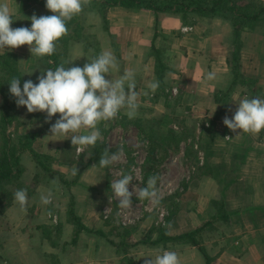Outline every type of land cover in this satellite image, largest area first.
Masks as SVG:
<instances>
[{"label":"crops","instance_id":"obj_1","mask_svg":"<svg viewBox=\"0 0 264 264\" xmlns=\"http://www.w3.org/2000/svg\"><path fill=\"white\" fill-rule=\"evenodd\" d=\"M0 3L8 4L13 20L10 27L13 29L31 28L30 18L33 14L37 17L46 16L45 9L35 4L21 11L19 0H0ZM191 22L192 18L182 25L179 15H163L157 29L158 36L154 38V16L151 12L113 7L108 10L105 23L99 13H90L82 34L91 37L97 44L98 54L109 50L115 56L118 69L110 70L106 78L116 79L126 71L134 72L139 107H144L143 101L148 100V108L154 103L155 106L159 105L156 108L164 107L165 110V105L170 106L168 101L173 100L164 97L165 102L163 100L161 107L157 94L160 91L153 92L149 87L152 81H157V60L165 67L162 88L169 89L171 96L177 91L176 107L183 110L190 108L192 114H197L195 117L202 118L204 122L214 120L215 113L220 110L214 98L227 92L229 88V92L233 91L231 101L221 122L225 116L229 119L234 116L238 107L236 103L240 99L254 98L256 94H260V98L264 99V33L249 30L241 33L239 68L235 78L232 74L230 21L216 17L210 21L203 19L192 24ZM9 52L16 56L21 75L27 80L36 81L47 69L46 63L31 55L28 45L11 50L5 48L4 51L0 50V56ZM94 52L96 53L91 47L84 51L81 44H74L70 46L67 62L88 63ZM209 72L215 75L212 81L206 80ZM254 88L259 92L254 94ZM147 94L153 97V103L145 98ZM171 105L175 110V104ZM18 110L24 121L21 127L27 129L22 135L38 132L32 149L54 159L51 165L53 174L43 182L37 183L32 194L27 195L26 212L20 211L18 204L12 202L0 215V222L4 221L0 234L5 236V240L0 239V264H8L6 256L11 257L8 260L10 263L16 258L14 264H144V260H154L163 251H169L161 246L143 244L148 227L141 220L137 221V231L135 232V229L131 237L136 239L138 244L126 254L110 244L111 237L105 239L98 236L106 232L113 217L114 221L117 218L122 222V227L126 226L123 222L127 218L126 212L120 208L113 212V206L118 207V201L114 199L111 191L113 178L109 175L110 169L106 171L93 160L89 161L92 151L89 147L84 152L77 153L70 138L48 137L51 135L49 129L59 118V114L53 116L49 123H45L46 113L28 114L25 109ZM118 115L119 120L127 116L126 110L122 109ZM217 123L219 126V122ZM98 128L102 139L97 143L98 146L102 145L101 149L104 151L107 148L103 144L104 130L100 129V125ZM9 130L8 134L13 135L14 132ZM122 132L124 135L128 133ZM228 134L231 135L230 130L223 131L221 138L230 137ZM70 135L72 134L69 133ZM141 144L144 149V142ZM117 148L122 147L118 145ZM107 149L115 152L110 146ZM257 154L256 148L247 153L248 158L242 168L245 175H248L252 168H258L259 160L264 161L263 158L257 157ZM245 155L246 153L242 158ZM25 161L30 164L33 174L30 178L33 179L35 164L28 157L23 158L24 163ZM94 165L96 167H93ZM75 168L77 174L73 175ZM53 179L58 183L53 184ZM251 179L250 183L243 179L241 184L245 188L242 189V198L239 199L243 206L245 205L244 208L230 211L229 226L225 231L214 239L201 241L199 246L204 250L208 264H264V173L261 178L257 175ZM219 180L220 178L210 176L190 183L189 196L196 202L198 200V204L187 212L172 216L167 224L170 225V228H167L169 235L177 236L190 232L213 215L210 201L221 196ZM57 189L61 194L66 190L68 197L57 196ZM49 192L52 194L51 203L44 205L40 197L48 195ZM69 206L74 209L82 226L74 240L73 232L77 228L67 221ZM108 218L110 221H107ZM120 223H117L118 226ZM108 230L112 231L113 227ZM176 253L179 264H206L205 257L197 247L184 245Z\"/></svg>","mask_w":264,"mask_h":264},{"label":"clouds","instance_id":"obj_2","mask_svg":"<svg viewBox=\"0 0 264 264\" xmlns=\"http://www.w3.org/2000/svg\"><path fill=\"white\" fill-rule=\"evenodd\" d=\"M90 2L91 0H46L45 7L53 15L37 17L33 14L30 18L31 28L16 29L10 27L13 20L8 4L0 3V50L28 45L32 56H51L56 50V42L68 33L67 22L79 15ZM112 69H118L116 58L111 51L104 50L82 68L65 67L61 64L55 70L48 69L37 78L38 83L27 80L22 89L20 78L13 77L8 83L9 92L15 98L17 107H26L28 113H46L45 123L59 114V118L49 129L51 135L48 137H68L71 144L76 146L77 153H82L102 139L98 128L101 122L113 120L122 109L126 110L130 120L137 115L139 104L134 72L126 71L116 79L106 78V74ZM214 79L215 75L209 72L206 80ZM149 87L155 92L159 88V82L152 81ZM236 104L238 107L234 116L231 119L225 116L223 120L230 131L236 133L239 130L238 135L241 132L255 135L264 130V99L244 97ZM69 133L72 135L69 136ZM224 140L231 138L225 137ZM123 155L122 148L115 153L106 148L100 156L99 167L107 168L119 162ZM76 174L77 168L73 169V175ZM132 181L131 174H121V178L111 182V191L120 209L132 207L133 195L140 200L147 199L153 205L159 204L157 176H150L146 186H134L129 191ZM52 183L57 184L58 181L53 179ZM51 195V192L41 195V203L50 204ZM13 202L18 204L20 211L26 212L27 191L17 190ZM165 227L170 228V225ZM144 264H179V258L174 251H163L154 260H144Z\"/></svg>","mask_w":264,"mask_h":264},{"label":"trees","instance_id":"obj_3","mask_svg":"<svg viewBox=\"0 0 264 264\" xmlns=\"http://www.w3.org/2000/svg\"><path fill=\"white\" fill-rule=\"evenodd\" d=\"M19 1L21 4V11H24L32 4H35L45 9L46 16L53 15V13L45 7L46 0ZM113 7L146 10L151 12L154 16V38L158 36L157 29L160 25L161 16L163 15H179L182 25L187 24L186 21L188 18H192L191 24L203 19L205 21H210L216 17L228 19L232 27V74L235 78L238 75L237 71L239 68L238 58L241 48V33L244 30L260 31L264 33V4L262 0H91L90 4L84 7L79 15L67 22L68 33L56 42L55 52L51 56L39 58L46 63V70H55V68L61 64H64L65 67L79 66L82 68L86 63L71 64L67 62L69 47L72 44H81L84 51L89 47L96 51V53L94 52L93 55L90 56L91 60L95 56H98L97 44L91 39V37L84 36L82 30L87 25L86 22L88 21V15L90 13H99L103 23H105L106 14L108 10ZM155 68L157 81L159 82V88L157 90L163 91L165 88H162L161 84L165 67L159 60H157ZM13 77L20 78V86L22 89L23 84L27 79L21 75L16 56L12 53H5L0 56V215L11 206L14 200V193L20 189L17 187L23 182L22 177L25 169L21 161L24 157H28L35 164L36 172L33 176L32 183L30 184L31 187H34L39 182H43L53 174L51 165L53 164L54 159L50 156L39 154L32 149V143L37 136V132L33 133L31 137L28 136V134L15 136H10L8 134L9 128L13 126L12 124H24V121L21 119L20 114L17 111L18 108L27 111L26 107H17L15 98L12 97L9 92L8 83ZM33 83H38V79ZM229 91L230 88L226 94L229 93ZM221 99L222 105L220 110L215 113L214 121L218 120L227 109V96H222ZM138 110L147 112L141 108H138ZM119 121H121V124L124 126L133 125V127L138 130V137L143 140L142 142L147 143V155L149 156L147 159L148 162H151L156 158L157 154L166 152L167 147L171 146L168 143L173 142L176 146L175 143L186 141L187 136H191V133L186 132L185 128L180 132L174 131L171 127L166 131H163L160 122L153 118L151 119L150 117H135L130 120L127 116H123ZM124 121L126 122L124 123ZM115 124L116 123L113 125ZM193 138L194 135L191 137V140H193ZM192 142L188 143V148H190V150L188 149L185 152V156H187L189 152L196 154L197 150L194 149ZM197 147L198 149H201L202 145L197 144ZM89 148L92 150L89 154V161L93 160L94 162L99 163L100 156L104 152L101 149L102 145L98 146L97 143L94 147L90 146ZM195 161L199 162L198 159H195ZM231 182L233 181H227V185ZM224 189L225 187L223 188V191ZM25 190L27 191V195L32 194V191L30 193L28 192L29 189L25 188ZM210 205L215 207V213L192 231L177 236L169 235L165 226L172 216H168L165 218V226L157 225L147 230V235L145 237L146 240L143 244L147 246H161L164 250L174 252L180 250L184 245H191L197 247L205 257L206 264H208L209 260L204 254V250L199 246L202 236L204 233L218 231L215 223L220 222L228 225L231 216L230 212H224L222 201L214 202L213 200L210 201ZM67 221L77 228L73 232L74 240L78 236V232L81 230L82 226L71 206H69ZM208 228H211L212 230H208ZM116 231L114 232V229L111 231V234L113 232L114 236L117 238L116 243L112 240H109V242L112 246L117 249L119 248L123 254L127 253L126 249L129 251L130 248L137 246L138 243H133L134 239L130 237L131 232L126 228L119 227ZM0 239L1 241L3 240L2 237Z\"/></svg>","mask_w":264,"mask_h":264},{"label":"rangeland","instance_id":"obj_4","mask_svg":"<svg viewBox=\"0 0 264 264\" xmlns=\"http://www.w3.org/2000/svg\"><path fill=\"white\" fill-rule=\"evenodd\" d=\"M262 1L264 4V0ZM73 45L74 44H72L71 46ZM232 92L233 91L227 94L225 92L219 94V96L214 98L216 102L218 101L217 106L219 108H221L222 105L221 97L227 96L228 101L226 103V108L228 111V104L231 101ZM257 92H259V90L255 89L254 94ZM157 94L160 99L159 101L161 107L164 97L173 99H171L172 101L170 102L168 101V104L170 106L165 107L166 111L164 110V107L159 109L156 108L159 105L155 106V104L153 103V97H151L150 94H147L145 95V98L150 99V101H152V109L148 108L150 107L148 100L146 101L147 103L143 101L144 107L139 108L147 112H142L141 110H138L136 117H150L151 119L153 118L154 120H158L161 124L160 126L163 128V131H166L168 128L171 127L174 131L180 132L183 131V129L185 128V131L190 132L191 136H187L186 141H179L178 143H175L176 146L173 142H167L169 145H171L170 147H167V151L162 154H157L156 158H154L151 162H148L147 159L149 156L147 155V143L144 142L145 148L143 149V146L141 144L143 140L138 137V130L133 127V125L124 126L123 124H121V121H119L120 115H117V117L111 121H108L106 123L101 122L99 124L100 129L104 130L103 135L105 136V139L103 140V144H105L107 148L110 146L112 150H115V152H117V150H120L119 148H117L118 145L119 147L123 148L124 155L121 157L120 161L108 166L107 168H104L106 169V171L110 169L109 175L112 176L113 180L121 178V174H131L133 176V181L129 185V191H132L134 186H146L150 176L155 175L158 177L157 192L159 204L153 205L149 200H140L137 199L135 195H133L132 207L130 209L123 210L124 212H126L127 216L126 220L123 221L126 226L122 227V222L120 223V220H118L117 218L114 221L113 217L111 219V222H109L107 226L106 232L98 235L105 239L111 237V240L114 239L115 241H117V238L114 236L113 232L111 234V231L108 230V228L111 226L113 227L114 232L119 227L124 229L126 228L128 231L131 232L130 237H132L134 230L136 229L135 232L137 231V228L135 227L138 224L137 221L139 220H141V222L146 227H148L149 230L150 228L155 227L157 225L165 226V218H167L168 216H174L177 213H183L193 209L195 205L198 204V200L196 202V200H193L191 198L192 196H189L188 189L191 188L190 183L204 177L212 176L213 178H220L219 181L221 183L222 189L221 196H217V198L214 199V202L222 201L224 205V212H232L235 209L244 208L245 205L243 206V203L239 199L242 198L241 191L245 188V186H241V184H243L242 180L247 179V181H249L250 183V181L252 180L251 178L257 177V175L258 178H261L262 174L264 173V161L260 160L258 161V168H252L248 175H245L244 170H242L243 165L248 158L247 153H249L254 148L257 149V157L264 159V130H261V132L255 135L243 132L238 135L239 132L233 133L232 131H230L231 135H228H230L231 140H224L221 138L222 133L223 131L227 132L229 129L226 126L223 127V122H221V120L223 119V115L219 118L218 121L213 120L211 122H204L203 120H201L202 118H199L198 116L195 117L197 114H192L190 108L187 110H183L178 109L176 107V104H178V102H176L175 100L177 91L173 93V96H171L169 89L160 91V93ZM154 95L156 94L154 93ZM256 97L260 98L261 95L256 94ZM170 103L175 104V110ZM125 122L126 121H124V123ZM217 122H219V126L217 125ZM114 123L116 124L113 125ZM12 125L13 126L9 128V131L11 133L14 132V134L12 135L9 133L10 136L22 135L24 131L27 130L26 128L21 127L23 126L22 124L14 123ZM122 131H128V133L124 135ZM33 133L28 134V136L31 137ZM193 135L194 141L191 140V137ZM189 142H192V144L194 145L193 147L197 150V152L193 149L196 154L189 152V154L185 156V152L188 149L190 150V148H188ZM121 143L123 146L120 145ZM197 144H201L202 148L198 149ZM244 153H246V155L244 158H242ZM194 158L198 159L199 162H196L197 160L195 161ZM21 162L24 165L25 170L22 177L23 182L17 188H27L29 189L28 192L30 193L31 191H34V187L30 186L33 180L30 177L33 174H31L32 172L29 162L25 161L24 163L23 159ZM260 162H262V164H259ZM251 163L253 162L251 161ZM260 166H262V168H260ZM250 174L251 176H249ZM233 178L235 180H229ZM227 181L233 182H231L230 185L227 186ZM28 182L30 184H28ZM224 187L225 189L223 191ZM65 188L67 189V186ZM65 191L66 190L63 191L64 194H61V191L57 189L55 193L59 197H62V195L68 197V194ZM211 201H213V199ZM211 208L213 209L214 214L215 207L211 205ZM118 210L119 207L114 205L113 212H117ZM109 219L110 218H108L107 221ZM3 222L4 221L1 220L0 228ZM117 223H120L119 226ZM215 225L218 231L204 233L201 241L205 239H214L216 235H218L222 231H225L224 229L228 227V225H225L220 222L215 223ZM2 229L4 230L5 228L3 227ZM208 230L212 229L208 228ZM134 234L138 235L137 233ZM1 237L3 238V240H5L4 234H0V238ZM135 240L133 241V243H137V241L135 242ZM126 252L129 251L126 249ZM5 258L7 259L8 264H14L17 260L16 258L15 260L12 259L13 261H11L10 263V261L8 260L11 257L6 256ZM126 259L128 258H124V260Z\"/></svg>","mask_w":264,"mask_h":264}]
</instances>
